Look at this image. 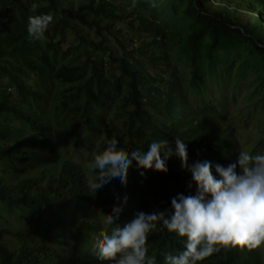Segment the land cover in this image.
<instances>
[{
    "label": "trees",
    "instance_id": "trees-1",
    "mask_svg": "<svg viewBox=\"0 0 264 264\" xmlns=\"http://www.w3.org/2000/svg\"><path fill=\"white\" fill-rule=\"evenodd\" d=\"M112 1L90 0L74 7L65 0H0V264H111L96 258L101 231L122 227L138 212L170 211L178 194H196L191 173L174 155L166 162V173L139 169L133 161L126 186L113 179L91 192L86 164L109 139H117L118 148L129 153L146 152L161 140H168L174 150L176 139H182L189 165L210 161L217 179L215 166L227 167L238 156L239 139L202 96L205 75L215 65L218 50L231 48L229 55L238 60L249 54L240 65L254 69L264 86V68L259 67L264 65V47L256 41L263 22L249 17L241 24L236 13L223 7L210 10L208 0H188L197 28L184 42L167 50L171 44L163 45L168 27L141 17L138 30L150 33L151 42L140 49L138 58L120 43L119 56L114 57L107 43L112 33L103 34L108 31L105 21L120 19ZM252 2L264 15V0ZM40 14H51L53 21L45 38L34 41L27 33L28 17ZM70 21L92 28L101 38L93 48L108 55L97 61L87 52L61 53L50 31L64 38ZM249 45L252 49L247 51ZM115 65L117 73L110 71ZM61 108L66 116L59 123ZM251 152L264 154V137ZM125 196L119 225L106 226L104 215L112 214ZM22 216L40 236L23 231L18 223ZM184 242L158 226L149 233L148 256L165 264V254H178ZM201 264L263 261L258 249L237 247L222 249Z\"/></svg>",
    "mask_w": 264,
    "mask_h": 264
},
{
    "label": "clouds",
    "instance_id": "clouds-1",
    "mask_svg": "<svg viewBox=\"0 0 264 264\" xmlns=\"http://www.w3.org/2000/svg\"><path fill=\"white\" fill-rule=\"evenodd\" d=\"M36 7L32 5L33 10ZM52 21L51 14L29 16V38L43 40ZM166 41H169L168 34ZM118 144L117 139H109L106 148L86 164L87 186L91 192L95 193L113 179L126 186L133 161L139 169L166 173V162L172 155L191 173L197 190L195 195L178 194L172 198L170 211L138 212L122 227L101 231L95 242L97 259L111 264H156V258L148 256L147 241L149 233L158 226L185 241L184 250L178 254H165V264H201L222 249L238 247L253 251L264 247V154L240 151L227 167L215 166L217 179L210 161L189 165L187 145L182 139H176L174 150L168 140L151 143L146 152L129 153L118 148ZM126 203L125 196L120 206L113 207L112 214L104 215L103 223L119 225L116 221Z\"/></svg>",
    "mask_w": 264,
    "mask_h": 264
},
{
    "label": "rangeland",
    "instance_id": "rangeland-1",
    "mask_svg": "<svg viewBox=\"0 0 264 264\" xmlns=\"http://www.w3.org/2000/svg\"><path fill=\"white\" fill-rule=\"evenodd\" d=\"M65 1L71 2L72 6L75 7L79 3L89 2L90 0ZM110 1L108 0V3ZM141 2H137V0L112 1V4L117 7L120 19L105 21L104 24L108 28V31H104L103 34L106 37L107 34L112 33V36L107 37V43L115 51L112 53L114 57L119 56L116 51L118 52L120 43L127 51H133L138 58L140 49L151 42L152 35L150 33L138 30V20L141 17L158 20L162 23L161 26L164 27L166 25L168 27L169 32L167 34L169 41L164 42L165 44L163 45L166 47V45L171 44L167 47L168 50L184 42L188 33H193L197 28L195 15L191 13V9L188 7V0H150L148 4H141ZM153 4L156 7H153ZM208 5L212 11H215L218 7H223L226 11L236 13L241 24H244L245 19L249 17L259 18L264 24V15L259 6L253 4L252 0H208ZM259 26L261 27V25ZM262 30H258L259 33H257L256 41L260 46L264 47V30ZM50 35L54 38L55 42L59 43L58 47L61 49V53H67L66 51L71 49L82 56L83 53L87 52L89 57L97 61L108 55V53L103 54L93 48L94 44L101 40L94 30L77 22H66L64 38L52 31H50ZM135 37L139 40L131 42ZM74 47L77 50H74ZM251 49L250 45L247 46V51ZM158 50V47L154 49L156 53H158ZM169 52L172 56V52ZM228 52L233 53L234 50L231 48L218 50L215 65H211L206 70L205 78L207 80L202 96L221 115V124L231 129L239 139L238 154L242 150L251 152L257 140L264 137V86H262L258 74L252 72L255 71L254 69L245 68L240 65L241 59H248L249 54L245 58L238 56L241 57L238 60L239 58L232 57ZM223 53H227V55H223ZM66 55L69 56V54ZM250 59L255 58L250 56ZM255 62L259 65V59ZM116 67L117 65L113 66L110 68V71L117 73ZM259 67L264 68V65H259ZM181 69L186 70L187 68L181 66ZM245 69L247 70L244 73L243 70ZM10 93L16 95L14 89L10 90ZM65 116L66 110L61 108L57 121L60 123ZM173 157L177 156L174 155ZM172 162L177 161L173 159ZM237 172L239 173V168ZM18 223H20L23 231H30L36 236L38 234L39 236L41 235L40 231H32L33 223L24 219V216L18 219ZM14 230H18L16 231L17 233L22 232L19 231L18 226H15ZM8 241L11 246L16 245L11 238ZM64 251L70 254L69 249L66 248ZM258 251L261 252L264 264V247H261Z\"/></svg>",
    "mask_w": 264,
    "mask_h": 264
}]
</instances>
